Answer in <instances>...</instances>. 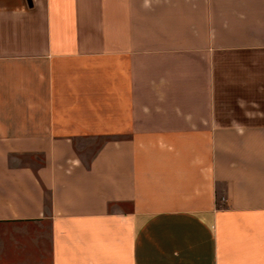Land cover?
<instances>
[{
  "label": "crops",
  "instance_id": "crops-1",
  "mask_svg": "<svg viewBox=\"0 0 264 264\" xmlns=\"http://www.w3.org/2000/svg\"><path fill=\"white\" fill-rule=\"evenodd\" d=\"M0 264H264V0H0Z\"/></svg>",
  "mask_w": 264,
  "mask_h": 264
},
{
  "label": "rangeland",
  "instance_id": "rangeland-1",
  "mask_svg": "<svg viewBox=\"0 0 264 264\" xmlns=\"http://www.w3.org/2000/svg\"><path fill=\"white\" fill-rule=\"evenodd\" d=\"M10 231L14 233L13 226H0V241L3 239L6 242Z\"/></svg>",
  "mask_w": 264,
  "mask_h": 264
}]
</instances>
